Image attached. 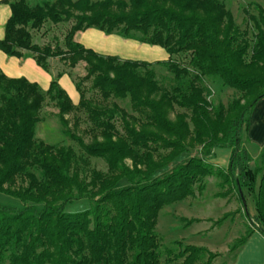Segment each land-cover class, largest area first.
Listing matches in <instances>:
<instances>
[{
  "label": "trees",
  "instance_id": "trees-1",
  "mask_svg": "<svg viewBox=\"0 0 264 264\" xmlns=\"http://www.w3.org/2000/svg\"><path fill=\"white\" fill-rule=\"evenodd\" d=\"M4 2L12 13L0 50L19 58L30 54L46 71L54 58L69 68L85 62L87 73L76 83L81 99L75 105L59 83L70 74L66 70L54 75L44 91L0 68V192L22 202H0V264H162L156 231L160 210L196 189L202 192L207 176L235 190L253 221L232 251L255 231L264 235V167H249L252 157L243 145L251 116L264 98V7L257 6V32L250 39L221 0ZM70 21L63 44L34 41L32 30ZM88 28L161 46L169 58L149 62L98 53L75 39L76 32ZM183 54L187 60L181 61ZM154 64L170 71L169 85L158 82ZM88 80L101 101L86 97L81 84ZM215 81L242 97L228 106L215 105L208 99L209 82ZM47 99L59 110L64 134L78 142L84 155L103 159L106 172L83 169L85 158L71 146L37 141ZM115 99L127 100L131 112L111 102ZM177 107L191 114L172 117ZM81 110L91 124V142L74 132L67 118ZM79 122L77 116L76 129ZM197 141L205 144L206 155L218 145L228 146V168L193 156L168 169ZM245 189L256 195L254 216ZM80 199H89L90 207L67 210ZM174 244L178 250L164 247L167 264H211L206 247L180 240Z\"/></svg>",
  "mask_w": 264,
  "mask_h": 264
},
{
  "label": "rangeland",
  "instance_id": "rangeland-1",
  "mask_svg": "<svg viewBox=\"0 0 264 264\" xmlns=\"http://www.w3.org/2000/svg\"><path fill=\"white\" fill-rule=\"evenodd\" d=\"M41 1L55 0H27L30 5H35ZM94 2L102 0H92ZM129 1V0H126ZM226 8L230 10L234 16L236 24L240 29L246 32V36L253 39L257 32L255 27V18L258 17L257 6L264 7V0H221ZM73 24L70 22H61L59 24L47 23L41 30H32L34 41L40 44H63L64 37ZM149 46V45H148ZM165 50V49H164ZM153 54L149 49L144 52L139 49L138 53ZM179 60H187V55L183 54L178 57ZM155 62V61H153ZM86 63L80 62L75 68H69L60 61L59 58L50 59V71H54L53 76L61 70H66L75 83H79L85 76ZM156 71V77L160 84L169 85L172 74L162 65L154 64L152 66ZM77 85V84H76ZM40 86V85H39ZM211 94L208 99L215 105L228 104L235 98L242 97V92L224 85L221 81L209 82ZM86 97L101 101L99 93L91 88V81H83L81 84ZM45 91V90H44ZM117 102L122 108L131 112L130 105L127 100H111ZM110 104V102H109ZM58 108L53 102L47 99L41 111L42 121L37 126L36 139L48 144L68 145L85 161H81L83 169H98L106 172L108 166L101 158L88 157L78 142L64 134V127L58 116ZM187 112L191 114V110L176 108L172 113V117L176 113ZM79 118V127L75 128V119ZM70 126L74 132L81 135L86 142L93 140V134L89 131L91 126L87 113L81 110L76 113L67 115ZM121 128V127H120ZM249 140L244 141V147L251 154L252 160L249 167L253 170L264 167V98L256 106L251 116V126L248 131ZM204 143L194 142L187 152L181 154L177 160L172 163L168 169L172 168L177 162L186 160L193 156H202L207 158L215 167L227 169L229 166L231 149L228 146L218 145L214 147L210 154H205L206 149ZM129 163L131 161L128 160ZM262 173L259 174L257 189L260 183ZM206 187L202 192L197 189L195 193L188 196L182 201L174 202L164 206L158 215L156 231L160 238V249L164 252L161 262L165 261L166 253L164 247H172L179 249L174 242L180 240L183 244H191L206 247L210 255H206V260L210 258L211 264H232L239 249L232 251V247L237 243L238 239L245 236L251 223L245 214L243 203L238 198L236 191L231 187H220L221 179L216 176H207L205 178ZM22 179L18 178V185ZM246 205L249 213L254 216L256 210V195L248 193L245 189ZM219 194H225L220 196ZM0 202L11 206H22V202L13 196L0 192ZM90 207L89 199H80L68 204V211H83ZM251 222V223H250ZM182 260H179L181 262Z\"/></svg>",
  "mask_w": 264,
  "mask_h": 264
},
{
  "label": "crops",
  "instance_id": "crops-1",
  "mask_svg": "<svg viewBox=\"0 0 264 264\" xmlns=\"http://www.w3.org/2000/svg\"><path fill=\"white\" fill-rule=\"evenodd\" d=\"M12 11L10 5L0 0V39L5 35V25ZM75 39L88 48H92L104 55H117L123 59H134L143 61L167 60L169 54L166 49L158 45L142 43L138 40L127 39L118 34H107L97 28H88L76 32ZM149 45V46H148ZM139 49L146 52L148 49L153 54L138 53ZM0 68L9 77H25L31 82H36L43 90H48L55 72L46 71L39 66L36 60L28 54L19 58L9 56L0 50ZM60 85L75 105L81 99L76 83L69 74H64L60 80ZM232 264H264V235L259 231L252 233L247 242L241 246Z\"/></svg>",
  "mask_w": 264,
  "mask_h": 264
}]
</instances>
